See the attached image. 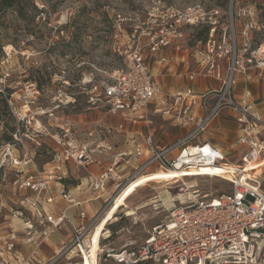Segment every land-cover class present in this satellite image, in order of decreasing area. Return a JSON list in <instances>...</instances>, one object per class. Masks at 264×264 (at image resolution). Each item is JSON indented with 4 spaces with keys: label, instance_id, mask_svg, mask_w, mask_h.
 <instances>
[{
    "label": "rangeland",
    "instance_id": "1",
    "mask_svg": "<svg viewBox=\"0 0 264 264\" xmlns=\"http://www.w3.org/2000/svg\"><path fill=\"white\" fill-rule=\"evenodd\" d=\"M3 1L0 0V236L12 229L19 237L17 259L11 258L10 264H25L28 259L29 264H50L54 259L53 264H115L112 259H105L104 252L141 247L149 229L164 220L167 210L178 207L174 200L181 202L193 192L208 198L232 192L228 180L193 178L200 175L186 176L190 178L180 181L151 180L136 187L121 205L115 206L118 197L130 188L122 189L125 175L108 185L104 200L112 199L111 206L106 208L99 201L101 210L108 209L104 215L111 213V219L103 227L96 246L94 229L103 217L89 206L83 207L87 214L83 225L91 224L97 216L98 220L89 241L81 247V255L74 249L53 254L46 246L49 243L38 247L27 243L26 235L20 232L21 222L31 214L22 207L28 208L37 197L35 192L14 185L16 180L53 169L56 178L50 186L56 183L65 187L66 182L70 194L88 198L84 187L91 169L99 174L113 155L127 150V133L114 131L122 120L108 113L101 93V85L111 82L115 72L124 66L118 49L122 52L128 45L133 50L141 49L150 69L157 68L153 73L160 81V75L166 71L165 62L160 61L163 58L185 55L194 62L191 55L196 50L206 51L209 43L215 45L213 54L219 53L220 44L239 47L247 40L252 47L264 45V0ZM188 19L190 23H186ZM165 21L182 34L178 43L182 48L152 52L149 33L158 32ZM194 69L190 67L191 71ZM181 70L179 67L178 71ZM160 84L163 85L161 81ZM151 121L154 137L161 143L180 137L179 131L159 117L151 116ZM205 136H212L210 142L223 147L229 165L239 163L247 151L243 145L230 147L237 138V130L228 111L198 141ZM103 142L112 150L98 149ZM81 152L88 156L86 160L79 161L84 156ZM56 155L62 161L55 162ZM256 164L248 175L249 183L256 181L264 188V160ZM158 173L166 172L144 175L135 181ZM42 192L38 206L44 202ZM21 209L23 219L14 217ZM77 214L75 209L78 219ZM108 224L112 225L109 229ZM250 238L264 251L258 232ZM87 246L89 250L85 251Z\"/></svg>",
    "mask_w": 264,
    "mask_h": 264
},
{
    "label": "built area",
    "instance_id": "2",
    "mask_svg": "<svg viewBox=\"0 0 264 264\" xmlns=\"http://www.w3.org/2000/svg\"><path fill=\"white\" fill-rule=\"evenodd\" d=\"M190 22L189 19L186 21ZM160 26L158 32L149 33L150 50L157 52L173 48L179 51L182 34L167 21ZM214 48V43H209L206 51L196 50L191 55L195 69L188 75L190 81L201 77L218 82L219 88L214 91L204 94H195L190 89L165 92L148 69L142 50H133L130 45L122 52L118 49L119 55L124 58L123 68L115 72L111 82L101 85L108 113L122 120L114 131L117 134L127 133L128 146L126 151L113 155L110 164L97 177L89 178L84 189L93 200L102 201L106 208L110 207L113 200H104L108 185L124 175L127 177L122 189L141 176L159 171L177 172L179 177L172 181L190 178L186 177L188 174H201L193 178L224 180L221 175L203 174L223 172L225 166L237 169L235 173L230 169L224 173L229 176L227 182L233 187L231 193H218L211 198L195 192L187 194L183 201H173L179 203L178 207L167 210L164 220L149 229L141 247L117 253L106 250L105 259H112L115 264H264V251L257 248L250 238L253 232H258V240L264 241V188L256 181L251 186L243 185L239 178L247 165L264 160V116L259 109V105H264V94L262 100H258L250 90L251 85L259 83L264 92V45L252 47L245 40L239 43V47L233 45L226 48L220 44L216 54H213ZM160 61L167 62V59ZM238 84L242 89L241 94L236 96L234 88ZM224 111L229 112L236 124L235 146L247 148L235 165L225 162L220 148L198 141V137ZM151 116L168 123L180 132V137L171 144L160 145L154 137ZM138 125L142 127L136 130ZM97 148L112 150L104 142ZM81 154L84 155L83 152ZM87 157L84 155L79 161ZM54 161L60 162L62 158L56 155ZM55 178L51 169L14 182V185L19 184V188L36 193V201H30L28 208L22 207L29 210L31 217L22 220L20 231L26 235V242L36 247L48 243L51 236L69 222L65 211L59 210L57 216L50 215L37 203L43 191L42 198L46 197L43 201L55 207L49 185ZM59 187V197L77 209L78 219L84 221L86 213L83 205L88 201H74L69 190L61 184ZM24 209L16 211L14 217L23 219ZM107 210L102 209L97 215L102 218ZM97 217L91 224L82 225L74 231L71 246L62 248L59 254L74 249L81 255V247L89 241ZM18 239L12 229L5 236H0V264H10L13 257L17 259ZM88 250L87 246L85 251Z\"/></svg>",
    "mask_w": 264,
    "mask_h": 264
},
{
    "label": "crops",
    "instance_id": "3",
    "mask_svg": "<svg viewBox=\"0 0 264 264\" xmlns=\"http://www.w3.org/2000/svg\"><path fill=\"white\" fill-rule=\"evenodd\" d=\"M167 59L168 61L165 62L164 64V66L166 67V71L163 72L162 70L163 73L160 75L161 77L160 81L163 84L162 88L165 92L173 93V92H178V91H182L185 89H190L195 94H204L207 91H214L219 88V83L211 79L196 77L194 80L190 81L188 79L189 73L192 72L190 70V67L192 66L195 67V65H194V62L192 60L190 61L185 55H181L180 57L175 56V57H172V59H169L167 57ZM155 63L160 64L161 62H155ZM222 65H223V62H222ZM147 67L154 76L153 72L156 71L157 68L150 69L148 64H147ZM179 67H182V70L180 72L178 71ZM155 79L160 83V81L156 77ZM241 89H242L241 84H238L235 86L234 93L236 96H239L241 94ZM250 90L252 91L256 99L262 100L264 92H263V86L261 84L255 83L251 85ZM259 109H260V112L264 116V105H259ZM213 122L211 123V125L213 124ZM139 128L140 126L136 127L135 129L139 130ZM211 139H212V136H205L202 141L208 142L217 147L218 146L217 144H213L212 142H210ZM156 140L158 141L160 145L171 144L173 141H175L172 139L167 144H163L161 143L162 140H159V138ZM230 147L232 148L235 147V143L232 144ZM220 149L222 150L223 147ZM90 174L91 175L89 178H94L99 175L97 174V171H95V169H91ZM124 176L121 177V179L124 178ZM57 185L59 186V184L53 183L50 186L51 195L55 200V207L53 205L46 204L45 202L43 203L40 202V207L47 214L57 216L58 211L60 210V211H65L69 218V222L62 225L61 229L51 236L50 240L48 241L49 244L46 245L48 248H50L48 249L49 251L52 250L51 252L53 254H57L62 248L71 244V242L73 241L74 231H76L84 223V221H80L79 219L75 218V208H73L71 204H69L67 201L59 197L58 191L60 190V187H58ZM88 195H89L88 198L85 197L82 199L80 197L74 196L73 194H70V197L74 201H80V202L88 201L87 203L83 205L84 209L85 207L89 206L90 210H92L97 215L102 208V204L99 201L93 200L90 194ZM44 198L46 197L43 196V199Z\"/></svg>",
    "mask_w": 264,
    "mask_h": 264
},
{
    "label": "bare ground",
    "instance_id": "4",
    "mask_svg": "<svg viewBox=\"0 0 264 264\" xmlns=\"http://www.w3.org/2000/svg\"><path fill=\"white\" fill-rule=\"evenodd\" d=\"M259 162V161H258ZM257 163V162H256ZM256 163H252L246 166L244 173L241 174L239 176L240 181L243 185L246 186H251V184L249 183L251 181V179L248 177V175L250 174L248 171H252V169L255 168V166L257 165ZM226 169H230L233 173H235L234 171L237 170L234 167H223V172H215V171H209L206 172V174L203 175H210V176H215V175H221V177L224 180H229V176L225 175L224 173H226ZM193 175H201V174H188L186 176H193ZM179 175L177 174V172H167V173H162L158 175H151L148 178L145 179H140L138 181H133L131 182L129 185H127L125 188L130 187L129 189L125 190L116 200L115 202V206H119L121 205L124 200L131 195V193L134 191V189L136 187H139L140 185L144 184L145 182L151 181V180H171V179H175L178 178ZM115 209V207L113 208ZM128 215H132V212H128ZM111 219V213H106L103 218L100 220V222L96 225V228L94 229V234H95V238H94V242H93V246H96V243L98 241V239L101 237V231L103 229V227L105 226V224Z\"/></svg>",
    "mask_w": 264,
    "mask_h": 264
},
{
    "label": "trees",
    "instance_id": "5",
    "mask_svg": "<svg viewBox=\"0 0 264 264\" xmlns=\"http://www.w3.org/2000/svg\"><path fill=\"white\" fill-rule=\"evenodd\" d=\"M2 1V3L4 2L3 0H1ZM1 3V2H0ZM8 6H11V4L10 3H8L7 4ZM201 40V39H200ZM1 94V93H0ZM1 96V95H0ZM2 104H3V107H6V104H5V102H2ZM9 141H11V139H8ZM64 184V183H63ZM65 187H67V185H66V182H65ZM76 184L75 183H73V186H75ZM112 225L111 224H108V225H106V228L107 229H109L110 227H111ZM100 244H101V241H100ZM102 245V244H101Z\"/></svg>",
    "mask_w": 264,
    "mask_h": 264
}]
</instances>
